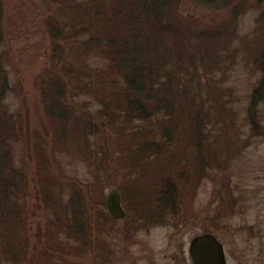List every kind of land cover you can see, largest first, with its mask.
<instances>
[{
	"label": "rangeland",
	"instance_id": "rangeland-1",
	"mask_svg": "<svg viewBox=\"0 0 264 264\" xmlns=\"http://www.w3.org/2000/svg\"><path fill=\"white\" fill-rule=\"evenodd\" d=\"M1 1L5 105L19 126L17 163L29 173L20 200L18 264H192L190 242L204 233L224 244L228 264H264V102L250 115L251 94L264 76L257 60L264 48V0H232L227 9L208 12L181 0L174 9L179 43L194 52L198 83L212 95L210 104L219 101L224 118L213 119L196 143L181 141L190 146L191 164L168 169L184 182L174 184V204H165L156 219L146 212L148 200L158 202L157 189L146 183V159H133L140 164L132 170L140 176L134 183L138 176L117 161V126L105 118L106 105L92 95L76 96L66 128L49 115L39 77L61 55L52 56L46 0ZM200 33L215 41L202 38L201 45ZM208 50L211 57H204ZM90 62L103 65L99 57ZM124 125V132L144 127ZM113 188L120 191L123 219L107 210ZM142 190L145 196L137 197Z\"/></svg>",
	"mask_w": 264,
	"mask_h": 264
},
{
	"label": "trees",
	"instance_id": "trees-1",
	"mask_svg": "<svg viewBox=\"0 0 264 264\" xmlns=\"http://www.w3.org/2000/svg\"><path fill=\"white\" fill-rule=\"evenodd\" d=\"M180 1L46 0V7L42 10L50 16L45 21L50 27L48 33L53 45L52 56L61 55L39 77L43 102L49 115L56 117L66 128L72 117L70 106L76 96L92 95L97 102L106 105L105 118L117 126L118 148H121L117 160L119 164H125L128 173H132L140 165H133L136 164L133 159H146V183L157 189L156 196L158 194L156 205L152 206L149 200L146 205L147 214L154 218V215L165 213L162 211L165 204H174L177 195L174 184L184 182L183 179L171 177L168 171H173L175 166H190L186 156L190 146L183 144L196 143L213 119L220 123L224 118L223 111L219 109V101L215 105L210 104L212 95L209 92L203 93L198 83L200 76L194 52H186L179 43L181 29L173 17L174 9L178 8ZM239 1L246 4L251 0ZM192 2L208 12L225 10L232 0ZM3 13L4 7L0 0V33ZM234 16H237V12H234ZM198 38L203 45L202 38L209 39V36L200 33ZM215 38L209 39V42L212 43ZM198 47L201 48L199 44ZM211 55L212 52L210 54L208 50L203 56ZM92 57H99L103 62L102 67L93 66L90 62ZM185 59L189 64H195L193 69H188ZM257 60L263 68L264 48ZM1 66H4L2 60L0 264H18L22 228L20 200L29 173L17 163L13 145L17 142L19 126L16 117L9 115L5 105L9 81ZM262 102L264 76L251 94V117ZM130 122L144 127L124 132V124ZM182 124L184 127L180 129ZM150 161V167L147 168ZM133 180L134 183L139 181L140 176ZM142 192L137 197L145 196ZM76 217H79L78 222L80 220L83 223L82 212H76Z\"/></svg>",
	"mask_w": 264,
	"mask_h": 264
},
{
	"label": "water",
	"instance_id": "water-1",
	"mask_svg": "<svg viewBox=\"0 0 264 264\" xmlns=\"http://www.w3.org/2000/svg\"><path fill=\"white\" fill-rule=\"evenodd\" d=\"M106 201L107 210L113 218L123 219L126 216L118 189H111ZM189 256L192 264H228L224 245L212 233L194 237L189 245Z\"/></svg>",
	"mask_w": 264,
	"mask_h": 264
},
{
	"label": "flooded vegetation",
	"instance_id": "flooded-vegetation-1",
	"mask_svg": "<svg viewBox=\"0 0 264 264\" xmlns=\"http://www.w3.org/2000/svg\"><path fill=\"white\" fill-rule=\"evenodd\" d=\"M223 244V243H222ZM224 245V244H223Z\"/></svg>",
	"mask_w": 264,
	"mask_h": 264
}]
</instances>
